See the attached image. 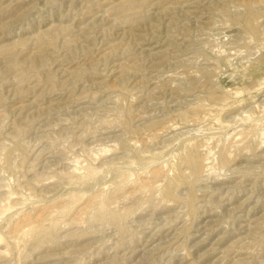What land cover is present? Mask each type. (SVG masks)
I'll return each instance as SVG.
<instances>
[{
  "label": "rangeland",
  "instance_id": "rangeland-1",
  "mask_svg": "<svg viewBox=\"0 0 264 264\" xmlns=\"http://www.w3.org/2000/svg\"><path fill=\"white\" fill-rule=\"evenodd\" d=\"M0 264H264V0H0Z\"/></svg>",
  "mask_w": 264,
  "mask_h": 264
}]
</instances>
